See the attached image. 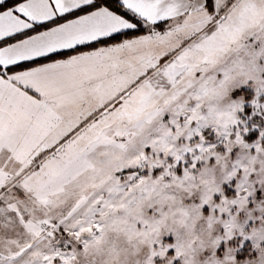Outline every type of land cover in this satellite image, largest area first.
Here are the masks:
<instances>
[{"label": "snow or ice", "instance_id": "1", "mask_svg": "<svg viewBox=\"0 0 264 264\" xmlns=\"http://www.w3.org/2000/svg\"><path fill=\"white\" fill-rule=\"evenodd\" d=\"M0 264H264V0H0Z\"/></svg>", "mask_w": 264, "mask_h": 264}]
</instances>
